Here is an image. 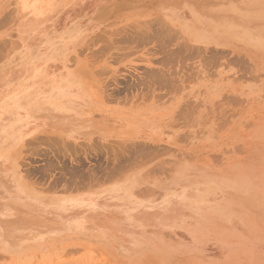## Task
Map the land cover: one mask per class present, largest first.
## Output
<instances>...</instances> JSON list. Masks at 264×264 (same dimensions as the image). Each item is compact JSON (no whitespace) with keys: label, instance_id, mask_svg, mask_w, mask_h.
<instances>
[{"label":"rangeland","instance_id":"rangeland-1","mask_svg":"<svg viewBox=\"0 0 264 264\" xmlns=\"http://www.w3.org/2000/svg\"><path fill=\"white\" fill-rule=\"evenodd\" d=\"M0 264H264V0H0Z\"/></svg>","mask_w":264,"mask_h":264}]
</instances>
